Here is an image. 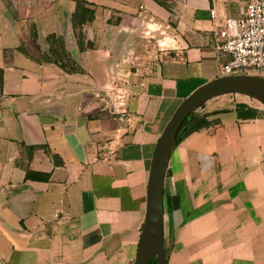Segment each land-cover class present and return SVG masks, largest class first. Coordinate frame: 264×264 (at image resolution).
<instances>
[{"label":"crops","instance_id":"crops-1","mask_svg":"<svg viewBox=\"0 0 264 264\" xmlns=\"http://www.w3.org/2000/svg\"><path fill=\"white\" fill-rule=\"evenodd\" d=\"M84 1L79 49L75 0H0V264L133 263L160 134L220 76L214 31L247 2ZM113 78L130 124L97 95ZM197 115L164 177L167 264H264V103L222 94Z\"/></svg>","mask_w":264,"mask_h":264},{"label":"water","instance_id":"water-1","mask_svg":"<svg viewBox=\"0 0 264 264\" xmlns=\"http://www.w3.org/2000/svg\"><path fill=\"white\" fill-rule=\"evenodd\" d=\"M240 94L264 103V76L234 74L211 79L186 96L165 125L153 152L147 181L146 213L132 264H146L155 258L167 264L170 249H165L163 183L168 161L183 121L210 99L222 94Z\"/></svg>","mask_w":264,"mask_h":264},{"label":"built area","instance_id":"built-area-1","mask_svg":"<svg viewBox=\"0 0 264 264\" xmlns=\"http://www.w3.org/2000/svg\"><path fill=\"white\" fill-rule=\"evenodd\" d=\"M242 13L238 19L226 18L214 31L218 49L227 56L219 66L220 76L264 71V0H247ZM210 15L216 17L213 8ZM97 95L103 109L130 124L129 101L133 94L125 82L113 78Z\"/></svg>","mask_w":264,"mask_h":264},{"label":"trees","instance_id":"trees-1","mask_svg":"<svg viewBox=\"0 0 264 264\" xmlns=\"http://www.w3.org/2000/svg\"><path fill=\"white\" fill-rule=\"evenodd\" d=\"M76 6L75 10L72 13L71 20L73 26L76 28H79V49H83L85 45L83 44V36L81 32V26L86 21H90L94 16V10L91 8L86 1L84 0H75ZM54 42L58 48L61 47V41L58 39H54ZM87 47L91 46L90 44L86 45ZM55 53L57 51H54ZM264 76V75H262ZM203 118L200 115H197V110L193 111L186 117V119L183 121L179 132L177 134L174 146L177 145L185 136H187L189 133L198 130L204 125ZM27 177H34L30 174H27ZM146 264H157L155 258L148 261Z\"/></svg>","mask_w":264,"mask_h":264},{"label":"rangeland","instance_id":"rangeland-1","mask_svg":"<svg viewBox=\"0 0 264 264\" xmlns=\"http://www.w3.org/2000/svg\"><path fill=\"white\" fill-rule=\"evenodd\" d=\"M121 57H122V56H121ZM123 57H124V56H123ZM123 57H122V58H123ZM122 58H121V59H122ZM130 58H131V57H129V60H130ZM125 59H126V58H125ZM123 63L125 64L126 61L123 62ZM130 65H131V63H129V62L126 63V67L131 68ZM251 74H255V75H264V71H262V72H256V71H254V72H251ZM204 104H205V103H204ZM204 104H203V105H204ZM203 105H202V106H203ZM199 108H201V107H199ZM199 108H198V109H199ZM198 109H196V110H198Z\"/></svg>","mask_w":264,"mask_h":264}]
</instances>
